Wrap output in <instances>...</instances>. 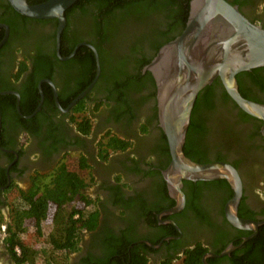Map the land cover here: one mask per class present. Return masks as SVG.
Listing matches in <instances>:
<instances>
[{"label":"flooded vegetation","instance_id":"af4514ba","mask_svg":"<svg viewBox=\"0 0 264 264\" xmlns=\"http://www.w3.org/2000/svg\"><path fill=\"white\" fill-rule=\"evenodd\" d=\"M225 1L263 25L264 0ZM110 25L97 27L91 16L73 12L58 55L57 20L55 27L21 24L0 57V86L17 94L0 95L12 97L0 100V264H13L4 240L15 197L68 163L83 178L86 208L97 211V219L94 229L79 232L67 264H128L132 251L145 264H181L188 251H200L201 264H264V122L240 109L216 80L196 97L182 150L194 163L222 162L237 171L242 193L236 217L249 229L227 220L233 191L226 180H182L184 206L167 214L177 203L162 174L171 156L159 126L155 81L141 65L142 55L153 52L147 46L130 52L132 38ZM93 43L103 58L96 81V63L88 66ZM38 57L47 59L48 76L36 81L39 101L31 112L36 95L30 75ZM253 70L236 75L238 92L264 106V69Z\"/></svg>","mask_w":264,"mask_h":264},{"label":"water","instance_id":"95a60500","mask_svg":"<svg viewBox=\"0 0 264 264\" xmlns=\"http://www.w3.org/2000/svg\"><path fill=\"white\" fill-rule=\"evenodd\" d=\"M77 1L48 0L29 5L27 0H7L10 7L21 16L57 20L58 55L60 36L66 25L64 14ZM0 29L5 30L1 48L7 40L8 27L0 25ZM88 47L94 54L97 66L96 81L99 75L98 55L92 47ZM257 68H264V28L251 23L237 6L225 0H191L182 33L163 45L144 68L143 71H148L155 81L159 126L167 139L171 156L169 166L162 173L163 178L169 192L177 193L174 197L176 206L167 214L177 213L184 206V197L180 192L182 180H226L233 191V197L226 206L227 220L236 228H250L236 217L242 193L237 171L222 162L194 163L184 156L182 150L196 97L216 80L220 81L227 95L240 109L264 122V106L243 99L236 83L237 74ZM8 94L15 93H0ZM82 96L74 100L70 107Z\"/></svg>","mask_w":264,"mask_h":264},{"label":"trees","instance_id":"16d2710c","mask_svg":"<svg viewBox=\"0 0 264 264\" xmlns=\"http://www.w3.org/2000/svg\"><path fill=\"white\" fill-rule=\"evenodd\" d=\"M45 1L47 0H28V3L29 5H36ZM190 1L78 0L65 12L64 16L68 23L72 13L79 11L83 15L94 18L97 27L99 24L108 25L111 23L109 27L113 28V32L121 30L120 36L132 38L128 44L131 49L130 52L135 51L138 47L147 46L152 50L154 58L163 45L174 40L184 30ZM49 22H52L53 27L56 26V20H33L22 17L14 12L5 0H0V24H5L9 29V38L0 48V57L7 49L12 37L18 32L21 24L24 26L28 24L44 25ZM262 27L264 28V22ZM78 36L79 40L77 39L76 42L81 40L80 35ZM3 37L4 30H0V42ZM93 45L97 51L98 60L102 63L100 48L96 43ZM80 49L84 50V47ZM77 53L79 54V52ZM142 56V66L148 65L153 59L152 56ZM35 59L30 78L35 79L34 88L31 92L36 97H34L35 101L30 107L32 108L31 112L37 107L39 101V94L35 87L36 81L48 76L46 69L49 67L44 65L47 59L41 57ZM88 64L90 68L95 69L93 54H90ZM263 69L258 68L253 70V73ZM146 77L153 81L150 74H147ZM216 84L217 81H214L212 85ZM211 86L204 88L202 92L211 89ZM6 90L7 88L0 86V92ZM2 98L12 97L4 96L0 97V100ZM30 108L27 109V113ZM192 125V120H190L189 128H192ZM83 133L87 134L88 128H85ZM186 154L189 156L188 153ZM71 169L69 165L63 164L49 176L50 178L46 183L34 182L31 190L27 193H19L13 200V208L10 210L12 220L7 226V236L4 240L13 264H66L67 255L78 250L79 232L84 229L92 230L95 228L97 211L86 208L89 200L81 193L86 184L83 178ZM38 183L39 185H37ZM0 221H2V217ZM31 231L34 232L36 247L31 246L26 240ZM43 240L42 247L38 246V243ZM185 256L186 259L181 264H201L200 251L197 253L196 251H188ZM126 262L128 264H145V258L132 251L131 258H127ZM161 264L173 263L166 261Z\"/></svg>","mask_w":264,"mask_h":264},{"label":"rangeland","instance_id":"374dc122","mask_svg":"<svg viewBox=\"0 0 264 264\" xmlns=\"http://www.w3.org/2000/svg\"><path fill=\"white\" fill-rule=\"evenodd\" d=\"M33 231H31V232H29L28 233V235L29 236H27L26 237V240L28 241V243L31 245V246H34V247H36L37 246V243H35V241H34V232L32 233ZM46 232V231H45ZM44 242V240L42 241V242H40V243H38V246H40V247H42V245H41V243H43ZM69 255H70V253L67 255L68 256V260H69ZM67 264V263H66Z\"/></svg>","mask_w":264,"mask_h":264},{"label":"built area","instance_id":"2783aa9c","mask_svg":"<svg viewBox=\"0 0 264 264\" xmlns=\"http://www.w3.org/2000/svg\"><path fill=\"white\" fill-rule=\"evenodd\" d=\"M17 252H19L18 250H16Z\"/></svg>","mask_w":264,"mask_h":264},{"label":"crops","instance_id":"0c3cea01","mask_svg":"<svg viewBox=\"0 0 264 264\" xmlns=\"http://www.w3.org/2000/svg\"><path fill=\"white\" fill-rule=\"evenodd\" d=\"M67 165H69V163Z\"/></svg>","mask_w":264,"mask_h":264}]
</instances>
